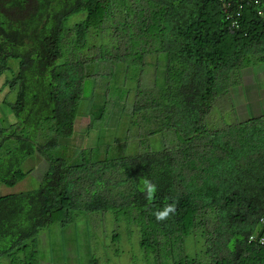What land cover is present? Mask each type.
I'll return each instance as SVG.
<instances>
[{
	"label": "trees",
	"instance_id": "trees-1",
	"mask_svg": "<svg viewBox=\"0 0 264 264\" xmlns=\"http://www.w3.org/2000/svg\"><path fill=\"white\" fill-rule=\"evenodd\" d=\"M261 12L264 0H0L1 85L14 125H35L13 126L0 184L32 169L20 162L34 149L46 162L35 187L0 194V260L39 264L40 230L110 212L108 240L134 231L142 264H264V111L219 126L210 114L234 90L228 70L264 64ZM80 106L97 142L52 151Z\"/></svg>",
	"mask_w": 264,
	"mask_h": 264
},
{
	"label": "rangeland",
	"instance_id": "rangeland-1",
	"mask_svg": "<svg viewBox=\"0 0 264 264\" xmlns=\"http://www.w3.org/2000/svg\"><path fill=\"white\" fill-rule=\"evenodd\" d=\"M8 64L14 70L17 65V60L11 58ZM257 68L261 69L258 70ZM244 69H239L241 75L238 74V70H228L227 75L221 79L222 84L226 83L222 86H232L234 90L231 92L227 90L226 96L218 100L220 103L215 102L213 110L210 113L216 118L212 121L213 126L234 121L235 116L233 110L236 113V109H238L235 103L238 96L240 98L239 102H243V106L246 107L247 114H253L260 110L264 111V76H262L264 75V64L249 67V75L247 76L243 75ZM6 75L10 76L9 71L0 74V127L4 129L5 135L9 137H2L0 135V153L4 151L6 146H11V142L17 143L16 140L11 139L12 132L14 131L13 126H18L19 128L16 135L24 133V126H35L31 122L14 125L13 121L16 119L12 115L8 103L13 100V93L6 92L7 87L1 85ZM232 79L235 81H232ZM251 87H255L256 89V95L254 96H251V93L248 91V88L250 89ZM87 93L88 91L83 89V97ZM228 97H231V100ZM230 101H232V109L226 105ZM86 113L82 111L80 106L79 112L73 122L74 132L72 136L68 139H62L60 143H63V145H56L52 148V151L60 153L66 145L68 147L71 144L77 146L97 142L94 127L84 130L88 117ZM110 119H108L107 128L104 130V135L102 136L103 141L108 139L109 126H116L115 124L112 125L114 121ZM22 129L23 131H21ZM158 141V137L156 139L154 137L151 142L157 143ZM8 161H11V157L7 158L6 156H2L0 158L1 166L8 163ZM20 165L23 169L27 167H32V169L22 179L11 186L0 184V194L35 187L46 166V162L37 153L36 149H34L30 155L27 154L24 157ZM1 166L0 170H2ZM116 227L110 212H96L88 215L81 214L79 218L63 226L53 225L48 229L44 228L39 231L36 237L39 264H142L141 255L135 245L136 235L134 231L130 233L121 231L118 242H110L108 240L110 238V230ZM0 264H7V262L1 259Z\"/></svg>",
	"mask_w": 264,
	"mask_h": 264
},
{
	"label": "clouds",
	"instance_id": "clouds-1",
	"mask_svg": "<svg viewBox=\"0 0 264 264\" xmlns=\"http://www.w3.org/2000/svg\"><path fill=\"white\" fill-rule=\"evenodd\" d=\"M260 15L264 16V12H261ZM233 24L234 26L238 27L237 22L234 21ZM142 184L143 187L141 188V191L144 193L145 199L151 202L155 197L157 186L148 179H143ZM175 212H176L175 203H171V204H166L163 210L156 211L154 215L158 221H163L167 219L170 215H174Z\"/></svg>",
	"mask_w": 264,
	"mask_h": 264
},
{
	"label": "crops",
	"instance_id": "crops-1",
	"mask_svg": "<svg viewBox=\"0 0 264 264\" xmlns=\"http://www.w3.org/2000/svg\"><path fill=\"white\" fill-rule=\"evenodd\" d=\"M251 90V96H254V95H256V91H254V89L253 88H251L250 89ZM232 91V90H231ZM238 94V93H237ZM238 96V95H237ZM230 99H231V97H229ZM238 99L235 101V103L237 104V108L238 109H236V114L237 115H239V116H244V115H246L247 114V112H246V107H244L243 106V104H241V102H239V100H240V98H239V96L237 97ZM243 108H244V110H243Z\"/></svg>",
	"mask_w": 264,
	"mask_h": 264
}]
</instances>
